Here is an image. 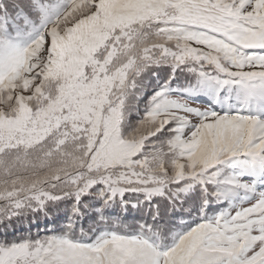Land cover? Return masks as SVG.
Returning a JSON list of instances; mask_svg holds the SVG:
<instances>
[{
  "label": "snow or ice",
  "instance_id": "snow-or-ice-1",
  "mask_svg": "<svg viewBox=\"0 0 264 264\" xmlns=\"http://www.w3.org/2000/svg\"><path fill=\"white\" fill-rule=\"evenodd\" d=\"M0 229V264H264V0H0Z\"/></svg>",
  "mask_w": 264,
  "mask_h": 264
},
{
  "label": "trees",
  "instance_id": "trees-1",
  "mask_svg": "<svg viewBox=\"0 0 264 264\" xmlns=\"http://www.w3.org/2000/svg\"><path fill=\"white\" fill-rule=\"evenodd\" d=\"M35 230H36V228L31 229V231H32L33 234H34L33 231H35ZM0 231H2V229H0ZM27 231H28L27 228H24L23 230L16 232L13 236H9L8 238L9 239H12V238H15L16 236L26 235L27 234Z\"/></svg>",
  "mask_w": 264,
  "mask_h": 264
}]
</instances>
